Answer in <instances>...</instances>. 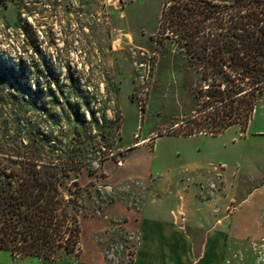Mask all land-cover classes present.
<instances>
[{
    "label": "rangeland",
    "instance_id": "obj_1",
    "mask_svg": "<svg viewBox=\"0 0 264 264\" xmlns=\"http://www.w3.org/2000/svg\"><path fill=\"white\" fill-rule=\"evenodd\" d=\"M19 2L0 4V71L16 82L42 84L46 105H55L38 112L24 107L27 121L62 136L74 120L68 108L62 118L64 113L55 102L64 93L72 102L81 94L80 99L90 100V107L103 108L110 118L121 119L119 131L104 128L107 138L94 140L102 152L111 151L109 157L94 160L92 173L87 169L73 172L72 179L81 183L83 201L78 212L79 248L65 254L68 258L131 264L139 239L132 214L139 218L149 198L176 193L175 188L188 184L189 176L196 173L185 171L188 166L184 163L187 159L200 162L199 153L212 154L207 169L226 162L238 179H245L250 166L258 169L261 180L249 184L251 189L264 181V159L254 156L255 152L264 156V141L253 144L257 138L246 140L257 131L264 132V95L246 138L241 136V125L225 129L218 137L207 132L191 137L174 133L175 126L181 131L187 128L179 125L198 108L194 94L201 81L175 45L158 40L164 0H25L27 6ZM86 105H81L83 112ZM58 120L62 128L56 124ZM172 166H181V172L184 169L177 182L183 185L162 186V176L153 167L164 171ZM220 173V169L214 170L207 182L212 190L219 188V195L225 189ZM261 230L250 238V246L264 249V228ZM26 256L31 255L15 258ZM253 262L254 257L250 264Z\"/></svg>",
    "mask_w": 264,
    "mask_h": 264
},
{
    "label": "trees",
    "instance_id": "obj_2",
    "mask_svg": "<svg viewBox=\"0 0 264 264\" xmlns=\"http://www.w3.org/2000/svg\"><path fill=\"white\" fill-rule=\"evenodd\" d=\"M158 34L159 42L178 48L201 81L194 94L198 108L179 125L187 128L175 126L174 133L217 136L234 125L245 131L264 95V0H164ZM41 85L0 71V251L66 259L79 248L81 233L82 187L73 172L92 173L94 160L109 157L111 151L102 152L94 140L107 138L104 128L119 131L121 119L90 107L81 94L72 102L64 93L55 102L62 118L68 108L74 120L62 136L49 134L23 116L24 107L55 108L46 105ZM56 124L62 128L61 120Z\"/></svg>",
    "mask_w": 264,
    "mask_h": 264
},
{
    "label": "crops",
    "instance_id": "obj_3",
    "mask_svg": "<svg viewBox=\"0 0 264 264\" xmlns=\"http://www.w3.org/2000/svg\"><path fill=\"white\" fill-rule=\"evenodd\" d=\"M254 117L247 126V131H243V138L251 131ZM256 133L246 140L257 138L253 144H261L264 132ZM191 136L198 135L183 137ZM187 153L189 152L186 155ZM199 154L203 157L200 162L187 159L184 163L188 166L185 171L192 175L193 171L196 173L195 177L189 176L186 182L188 184L175 188L176 193H160L149 198L139 218L132 214L131 221H135L139 228V239L131 264H250L253 257V264H264V249L249 245L250 238L264 228V181L255 184L253 189L249 185L261 180V172L250 166L245 179H238L226 162L220 161L207 169L206 162L212 154ZM254 156H258L259 161L264 159L257 152ZM218 169L225 188L220 195L217 194L219 188L212 190L207 186L214 170ZM153 172H160L163 186L178 184V176L184 169L181 172V166H172L162 171V168L159 170L153 167ZM180 185L183 184H178ZM199 190L208 193L197 194ZM1 258L3 262L0 261V264H96L95 260L88 257L81 261L35 256L15 258L6 250L0 251Z\"/></svg>",
    "mask_w": 264,
    "mask_h": 264
}]
</instances>
